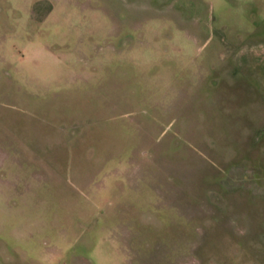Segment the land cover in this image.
Instances as JSON below:
<instances>
[{
    "label": "rangeland",
    "instance_id": "1",
    "mask_svg": "<svg viewBox=\"0 0 264 264\" xmlns=\"http://www.w3.org/2000/svg\"><path fill=\"white\" fill-rule=\"evenodd\" d=\"M0 264H264V0H0Z\"/></svg>",
    "mask_w": 264,
    "mask_h": 264
}]
</instances>
